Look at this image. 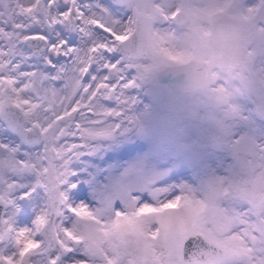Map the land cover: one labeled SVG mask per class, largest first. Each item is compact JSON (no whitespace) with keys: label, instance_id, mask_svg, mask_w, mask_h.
Returning <instances> with one entry per match:
<instances>
[{"label":"snow or ice","instance_id":"snow-or-ice-1","mask_svg":"<svg viewBox=\"0 0 264 264\" xmlns=\"http://www.w3.org/2000/svg\"><path fill=\"white\" fill-rule=\"evenodd\" d=\"M146 0H0V264H264V146L243 174L94 208L74 166L136 124ZM139 74V75H138Z\"/></svg>","mask_w":264,"mask_h":264},{"label":"rangeland","instance_id":"rangeland-1","mask_svg":"<svg viewBox=\"0 0 264 264\" xmlns=\"http://www.w3.org/2000/svg\"><path fill=\"white\" fill-rule=\"evenodd\" d=\"M220 1L188 0L198 26L193 55L141 56L142 76L131 93L136 124L127 134L102 141L94 153L76 161L79 179L75 182L80 186L72 190L75 203L102 208L137 195L153 202V188L178 190L185 185L204 194L214 181H231L243 174L232 146L235 137L248 146L244 158L249 163L260 161L264 25L256 26L237 58L228 57L212 35L202 36L207 2ZM257 1L221 3L226 14L240 16L249 25ZM159 58L169 62L159 63ZM190 62L195 65L194 76L178 82L176 71Z\"/></svg>","mask_w":264,"mask_h":264},{"label":"flooded vegetation","instance_id":"flooded-vegetation-1","mask_svg":"<svg viewBox=\"0 0 264 264\" xmlns=\"http://www.w3.org/2000/svg\"><path fill=\"white\" fill-rule=\"evenodd\" d=\"M221 1L218 4L207 2L204 19L206 27L203 28L202 36L210 37V35H212L211 25L214 19L219 16L229 15L224 12L225 7H222ZM260 1L261 0L257 1L258 4L253 13V19L249 25H246L242 18L244 28H253L252 38L256 26L264 25L263 20L256 19L255 17V12ZM187 3L188 0H146V14L140 21L142 23V30L145 29V31L147 30L148 32L147 41H149L151 52L143 53L140 56H155L158 54V56L165 55L172 57L180 53L187 56L194 52V44L197 42L196 39L198 36V33H196L198 26L194 19H192V14L190 10H188ZM213 38L218 41L214 36ZM174 44L178 47L172 48ZM184 44H187V46L183 48ZM157 60H159V63L169 62L162 58ZM189 67L191 69H189ZM189 71H191L192 78L195 73V65L191 62L182 66V76L185 77Z\"/></svg>","mask_w":264,"mask_h":264},{"label":"water","instance_id":"water-1","mask_svg":"<svg viewBox=\"0 0 264 264\" xmlns=\"http://www.w3.org/2000/svg\"><path fill=\"white\" fill-rule=\"evenodd\" d=\"M256 19L264 21V0L255 12ZM140 31L135 37V46L138 49L139 55L150 53V44L148 32L142 30V23H139ZM147 32V33H146ZM212 35L222 44L226 55L230 58H237L252 40L253 28H244L243 19L239 16L223 15L219 16L212 22ZM146 41V43H145ZM191 76V71L187 72L184 79L188 80ZM243 170V169H241Z\"/></svg>","mask_w":264,"mask_h":264},{"label":"bare ground","instance_id":"bare-ground-1","mask_svg":"<svg viewBox=\"0 0 264 264\" xmlns=\"http://www.w3.org/2000/svg\"><path fill=\"white\" fill-rule=\"evenodd\" d=\"M176 79L179 82L180 76H179V73L177 71H176Z\"/></svg>","mask_w":264,"mask_h":264}]
</instances>
